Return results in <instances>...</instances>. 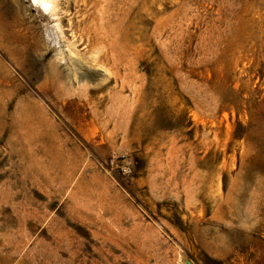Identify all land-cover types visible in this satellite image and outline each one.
<instances>
[{
  "label": "rangeland",
  "instance_id": "374dc122",
  "mask_svg": "<svg viewBox=\"0 0 264 264\" xmlns=\"http://www.w3.org/2000/svg\"><path fill=\"white\" fill-rule=\"evenodd\" d=\"M55 5L0 0V264H264V0Z\"/></svg>",
  "mask_w": 264,
  "mask_h": 264
},
{
  "label": "bare ground",
  "instance_id": "6f19581e",
  "mask_svg": "<svg viewBox=\"0 0 264 264\" xmlns=\"http://www.w3.org/2000/svg\"><path fill=\"white\" fill-rule=\"evenodd\" d=\"M35 3L40 4L41 7L44 8V10H48L50 12V14H57L56 13V5H55V0H34ZM79 2V1H78ZM86 2V1H85ZM75 3V2H74ZM86 4V3H85ZM75 9V8H74ZM69 13V12H68ZM79 13V12H78ZM76 15V14H75ZM78 15V14H77ZM76 15V16H77ZM78 17V16H77ZM76 17V18H77ZM81 17V16H80ZM87 17V16H86ZM82 18V17H81ZM56 19V18H55ZM73 19V18H72ZM72 19H70L72 21ZM60 21V19H59ZM69 21V20H68ZM83 21V20H82ZM52 23V22H51ZM69 23V22H68ZM72 24V23H71ZM75 27V26H74ZM72 27V28H74ZM82 27V26H80ZM63 27L61 25H59L57 23V25L55 26V30H53L54 32H52V35L50 34V40L54 46H57L60 42L66 40L67 38L65 37V32L62 29ZM79 28V27H77ZM84 30V29H83ZM87 30V29H86ZM74 31V30H73ZM79 31V30H78ZM82 31V30H81ZM92 31V30H91ZM81 32V36L85 35V41L88 42L89 44H91V42H93L92 40L95 38V33L93 32ZM76 32V31H75ZM71 33V32H70ZM74 34V33H73ZM80 35V34H79ZM101 35V34H100ZM74 36V35H73ZM68 37V36H67ZM80 37V36H79ZM77 37L73 42L71 40V45L76 46L75 44L81 41V37L79 38ZM106 37V36H105ZM100 38V37H99ZM70 40V39H69ZM69 42V41H68ZM49 43V42H48ZM82 43V42H81ZM67 45V44H66ZM80 45V44H79ZM95 47V46H94ZM93 50V49H92ZM72 51V50H71ZM74 51V49H73ZM78 54V53H77ZM57 55H64L62 50H59V52H57ZM81 56V55H80ZM63 57V56H62ZM93 57V55H92ZM61 58V57H60ZM66 57H64L65 59ZM100 56L91 58V60L94 63H97L99 61ZM57 60H59V57H57ZM59 62H57L56 64H58ZM57 68V67H56ZM58 69V68H57ZM107 69V68H106ZM49 71V70H48ZM65 72V73H63ZM63 73V74H62ZM91 73V72H90ZM70 77V70H60L59 72L57 70H55V68L53 67L51 69V72L48 73V75L45 78V83H44V88H46L47 90L49 89H55V85L59 84V82L57 81L59 78H61L63 81L67 82V84L72 80ZM109 77V76H108ZM71 79V80H70ZM70 86V85H69ZM80 87V86H79ZM39 88V87H38ZM82 88V87H81ZM87 88V87H85ZM40 90V89H39ZM83 90V89H82Z\"/></svg>",
  "mask_w": 264,
  "mask_h": 264
},
{
  "label": "built area",
  "instance_id": "2783aa9c",
  "mask_svg": "<svg viewBox=\"0 0 264 264\" xmlns=\"http://www.w3.org/2000/svg\"><path fill=\"white\" fill-rule=\"evenodd\" d=\"M110 164L111 167L116 168L122 175H130L132 172L131 165L126 161L124 154H120L118 157L111 159Z\"/></svg>",
  "mask_w": 264,
  "mask_h": 264
},
{
  "label": "water",
  "instance_id": "95a60500",
  "mask_svg": "<svg viewBox=\"0 0 264 264\" xmlns=\"http://www.w3.org/2000/svg\"><path fill=\"white\" fill-rule=\"evenodd\" d=\"M184 264H191L189 261H185V263Z\"/></svg>",
  "mask_w": 264,
  "mask_h": 264
}]
</instances>
